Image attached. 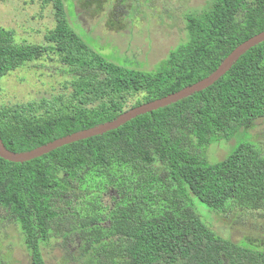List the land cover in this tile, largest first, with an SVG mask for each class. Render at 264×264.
Here are the masks:
<instances>
[{"label": "trees", "instance_id": "16d2710c", "mask_svg": "<svg viewBox=\"0 0 264 264\" xmlns=\"http://www.w3.org/2000/svg\"><path fill=\"white\" fill-rule=\"evenodd\" d=\"M42 1L55 11L43 44L19 42L13 29L0 27V91L10 73L45 57L66 75L58 95L0 104V137L17 153L193 85L264 31V0H209L184 14V40L146 70L106 58L71 19L68 0ZM126 1L79 5L121 13ZM136 3L130 14L148 4ZM258 120H264V42L207 89L116 130L25 163L0 158L3 222L18 227L30 264H47L44 250L64 251L71 243L83 264H264V248L222 237L210 222L229 209L263 214L261 144L241 142L218 162L207 152L220 141L232 145ZM192 196L210 209L206 219Z\"/></svg>", "mask_w": 264, "mask_h": 264}, {"label": "rangeland", "instance_id": "374dc122", "mask_svg": "<svg viewBox=\"0 0 264 264\" xmlns=\"http://www.w3.org/2000/svg\"><path fill=\"white\" fill-rule=\"evenodd\" d=\"M207 1L138 0L136 6L143 2L148 4L140 5L139 11L135 10L137 12L132 14L129 8L131 0L124 2L121 13H115L113 6L105 4L81 9L79 0H68L66 7L74 8L71 19H78L77 23L92 37L106 58L118 63L125 60L141 69L151 70L184 40V14L192 9H200ZM54 12L53 4H44L42 0L0 2V27L13 29L19 42L43 44L46 30L54 25ZM85 40L93 45L89 38ZM60 68L57 62L45 57L10 73L1 82L0 104L22 103L58 95L62 92L66 76ZM232 141V145L220 141L210 146L207 151L210 152V161H220L241 142L254 144L258 141L264 152V120L256 121L250 131H239ZM216 145L221 147L214 148ZM191 200L196 211L206 219L210 209L194 196ZM240 211L229 209L222 214L210 215L213 230L234 242L248 241L264 248V211H260L263 214ZM0 241V256L5 264H30L29 253L21 244L19 229L14 223L0 225ZM44 252L47 264H83V260H79L76 244L71 243L64 251L54 247Z\"/></svg>", "mask_w": 264, "mask_h": 264}, {"label": "water", "instance_id": "95a60500", "mask_svg": "<svg viewBox=\"0 0 264 264\" xmlns=\"http://www.w3.org/2000/svg\"><path fill=\"white\" fill-rule=\"evenodd\" d=\"M262 42H264V31L255 35L254 37L250 38L249 40L245 41L244 43L236 47L230 53V55L222 62V64L217 68V70L207 78L193 85L187 86L176 93H172L163 98L154 100L152 102L144 103L138 107L129 109L128 111L122 113L112 121L61 137L48 144L35 148L31 151L21 152V153L10 151L9 149L6 148V146L3 143V140L0 137V158L12 163H25L34 160L36 158L42 157L43 155H46L60 147L81 140H86L88 138H92L95 136L104 135L109 131L116 130L119 127L125 125L129 121L141 115L151 113L160 108L170 106L176 102H179L185 98H188L212 86L237 63V61L240 59L241 56H243L251 48L257 46Z\"/></svg>", "mask_w": 264, "mask_h": 264}, {"label": "flooded vegetation", "instance_id": "af4514ba", "mask_svg": "<svg viewBox=\"0 0 264 264\" xmlns=\"http://www.w3.org/2000/svg\"><path fill=\"white\" fill-rule=\"evenodd\" d=\"M2 216V217H1ZM4 219V211H0V225L2 224L3 226L5 225V223L3 222Z\"/></svg>", "mask_w": 264, "mask_h": 264}]
</instances>
